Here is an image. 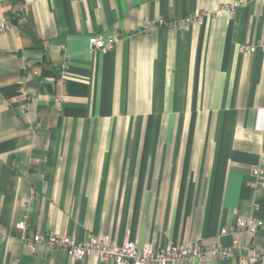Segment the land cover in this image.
<instances>
[{"label": "crops", "instance_id": "obj_1", "mask_svg": "<svg viewBox=\"0 0 264 264\" xmlns=\"http://www.w3.org/2000/svg\"><path fill=\"white\" fill-rule=\"evenodd\" d=\"M6 20L0 264H113L36 233L163 249L227 227L242 255L264 247V224L235 230L264 222V0H0ZM93 36L120 40L93 49Z\"/></svg>", "mask_w": 264, "mask_h": 264}, {"label": "built area", "instance_id": "obj_2", "mask_svg": "<svg viewBox=\"0 0 264 264\" xmlns=\"http://www.w3.org/2000/svg\"><path fill=\"white\" fill-rule=\"evenodd\" d=\"M76 1V0H74ZM243 0H239L242 3ZM237 3L228 6L231 13L235 12ZM200 20V15H197ZM178 24V23H177ZM180 24V23H179ZM9 25L8 20L0 25V31H4ZM150 30L149 25H145L142 31ZM134 34H130L132 36ZM120 40V36H112L108 40L102 36H93L90 39V46L93 49H107ZM244 51L254 52L256 45L245 44L241 47ZM264 49V45H263ZM254 174L260 175L261 168L255 167ZM26 218L18 222V227L24 229L26 227ZM261 219L253 217L239 218L235 230L246 231L250 236H254L263 226ZM230 229L224 227L220 230V235L208 242L194 241L182 245H169L163 249H154L151 245L146 244L139 247L136 241L126 240L122 244L116 240L108 239L100 235H90L83 241H78L75 237L69 235H60L50 233L48 235L36 233L33 235L31 242L46 243L51 250L56 247H62L71 257L81 259L87 255H94L102 261H112L113 264H176L187 258H194L200 262L211 259H228L239 257L240 263H260L264 261V247L254 245L247 248L248 254L242 255V245L234 240L233 244L226 246L223 244L221 237L229 234Z\"/></svg>", "mask_w": 264, "mask_h": 264}, {"label": "trees", "instance_id": "obj_3", "mask_svg": "<svg viewBox=\"0 0 264 264\" xmlns=\"http://www.w3.org/2000/svg\"><path fill=\"white\" fill-rule=\"evenodd\" d=\"M20 87L21 85L7 86V87H3L2 91L5 95L12 96L19 93Z\"/></svg>", "mask_w": 264, "mask_h": 264}]
</instances>
